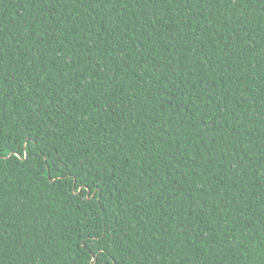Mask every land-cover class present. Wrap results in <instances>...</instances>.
<instances>
[{
  "label": "trees",
  "instance_id": "obj_1",
  "mask_svg": "<svg viewBox=\"0 0 264 264\" xmlns=\"http://www.w3.org/2000/svg\"><path fill=\"white\" fill-rule=\"evenodd\" d=\"M0 264H264V0H0Z\"/></svg>",
  "mask_w": 264,
  "mask_h": 264
}]
</instances>
